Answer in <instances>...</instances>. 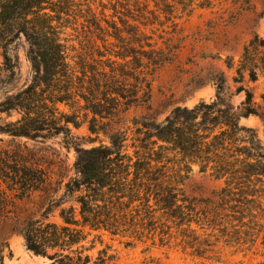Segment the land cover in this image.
<instances>
[{
  "label": "rangeland",
  "instance_id": "obj_1",
  "mask_svg": "<svg viewBox=\"0 0 264 264\" xmlns=\"http://www.w3.org/2000/svg\"><path fill=\"white\" fill-rule=\"evenodd\" d=\"M203 3L209 6L203 8ZM53 4L71 76L38 88L43 99L57 95L63 101L56 107L43 102L49 114L37 138L4 132L23 112L5 111L1 105L27 89L35 72L25 35L17 27L0 34L6 36L0 44V166L7 163L9 177L14 174L10 167L18 165L44 176L37 191L12 206L10 222L45 219L61 224V209L78 207L77 196L67 194L68 183L78 178L77 149L112 147L113 135L122 133L123 149L134 156L147 132L148 148L160 154L153 158L165 166V185L178 189L181 208L173 211L175 217L157 212L149 230L131 238L93 232L64 255L75 257L82 251L91 257L90 264L100 253L108 264H264V167L240 164L239 173L231 177L194 165L185 178L186 162L173 153L163 155L167 162L159 149L164 143L151 137L154 127L177 108L217 102L237 113L239 126L251 131L247 135L264 155V115L244 114L248 90L254 96L252 111L264 113V76L258 71V81L251 82L247 72L242 82H234L245 47L264 52V0ZM219 76L226 79L221 103L215 82ZM254 159L246 156V163L256 164ZM180 169L183 179L175 174ZM257 171L261 174L246 175ZM4 226L1 221L0 233L7 231ZM1 237L0 264H75L35 254L18 231Z\"/></svg>",
  "mask_w": 264,
  "mask_h": 264
},
{
  "label": "trees",
  "instance_id": "obj_2",
  "mask_svg": "<svg viewBox=\"0 0 264 264\" xmlns=\"http://www.w3.org/2000/svg\"><path fill=\"white\" fill-rule=\"evenodd\" d=\"M53 1L0 0V34L6 27H17L18 33L25 35L30 44V59L35 72L33 82L27 89L1 105L5 111L18 109L23 112L20 120L8 124L4 129V132L14 137L34 139L39 136V132L44 129L41 125L49 114L44 104L49 101L56 107V103L62 102L63 98L50 95L48 99H43L38 88L52 87L60 83L62 78L71 76L65 45L54 25V13L57 11L52 7ZM208 6L207 3L201 4L203 8ZM5 37L0 36V44ZM251 46L244 49L240 66L236 69L238 77H234L236 83L242 82L247 72L251 82L258 81V71L264 76V52L259 55ZM215 82L221 103L226 79L219 76ZM253 99L252 92L248 90L244 114L263 116L264 113L252 111ZM262 99L264 101V93ZM55 111L56 108H53L50 114L55 115ZM153 130L151 137H157L164 143L159 146L163 159L170 162L169 157L163 155L173 153L186 162L189 171L185 178L194 165H198L203 172L212 170L220 176L231 177L239 173L240 164L264 167V155L259 145L252 135H247L251 131L239 126L238 115L234 110L222 108L217 102L201 103L191 110L177 108L162 125ZM146 135L150 136L146 132L134 156L123 149L126 136L122 133L113 135L112 147L77 149L78 178L68 183L67 194L77 196L78 207L62 208L61 224L45 219L24 222L23 225L18 221L10 222L12 206L29 193L37 191L44 184V176L18 165L10 167L14 174L9 177L4 171L9 166L7 163L2 164L0 222L3 221L7 231L0 233V247L4 245L2 234L18 231L25 238L28 248L37 255L56 260L68 259L75 264H90L91 257H84L82 251L77 250L75 257L64 253L74 252L73 247L87 241L93 232L103 231L113 237L131 238L143 233V230H149L157 212L175 217L173 211L181 208L176 203L178 189L165 185L167 175L162 172L165 166L153 158L156 151L148 148ZM246 142L250 147L242 144ZM246 156L248 161L255 158L256 164L246 163ZM258 172H246V175H260ZM175 174L181 179L184 177L182 169L176 170ZM95 264H108V259L100 253Z\"/></svg>",
  "mask_w": 264,
  "mask_h": 264
}]
</instances>
